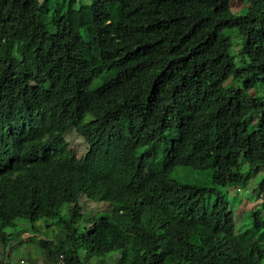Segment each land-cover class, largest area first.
Returning <instances> with one entry per match:
<instances>
[{
  "label": "trees",
  "instance_id": "obj_1",
  "mask_svg": "<svg viewBox=\"0 0 264 264\" xmlns=\"http://www.w3.org/2000/svg\"><path fill=\"white\" fill-rule=\"evenodd\" d=\"M239 1L0 0L2 249L51 220L32 238L51 264H264L261 207L236 226L226 197L254 174L264 197V0Z\"/></svg>",
  "mask_w": 264,
  "mask_h": 264
},
{
  "label": "rangeland",
  "instance_id": "obj_2",
  "mask_svg": "<svg viewBox=\"0 0 264 264\" xmlns=\"http://www.w3.org/2000/svg\"><path fill=\"white\" fill-rule=\"evenodd\" d=\"M45 5L48 6V15L51 12L63 7L64 0H43ZM89 1V0H83ZM241 2L239 0H232L230 8L233 12H238L241 9ZM234 39H237L234 37ZM247 126H255L256 119L251 118L246 122ZM70 146L74 148L75 153L79 156L84 150V144L78 135L72 134L69 137ZM161 159V150L150 161V167L154 170L159 169ZM228 170L226 168H217L216 174L220 178H225L227 176ZM169 177L177 180L181 183L196 184L205 187H215L211 181L210 170H196L189 166H177L174 167L170 173ZM242 178V177H241ZM258 175H248L245 181V187L228 186L226 197L230 203V208L233 210V216L236 226H239L243 222V216L246 212L253 210L254 208L261 207V215L264 217V197L257 194L255 191L256 182L258 180ZM226 187L220 186L219 189H225ZM239 192V193H238ZM81 211L82 215H92L96 212L107 211L109 205L105 202H94L88 199L81 198ZM65 209H62V212ZM15 229H7V233H11L10 242L6 248L2 249L0 245V260H6L9 264H51L43 254H41L40 249L35 243V238H48L54 239L60 232V227L55 223V221L47 220L48 228H44L41 222L36 223L35 232L37 235L33 236L34 232H30V227L26 221L16 220ZM22 231L17 234V231ZM34 238V240L32 239ZM110 260L107 263L112 264V262L118 257V253L114 252L109 254ZM107 255V257L109 256ZM20 260H23L21 263ZM87 264H95L93 258H86Z\"/></svg>",
  "mask_w": 264,
  "mask_h": 264
},
{
  "label": "built area",
  "instance_id": "obj_3",
  "mask_svg": "<svg viewBox=\"0 0 264 264\" xmlns=\"http://www.w3.org/2000/svg\"><path fill=\"white\" fill-rule=\"evenodd\" d=\"M3 262L5 263V262H6V260H3ZM20 262L22 263L23 261H22V260H20Z\"/></svg>",
  "mask_w": 264,
  "mask_h": 264
}]
</instances>
